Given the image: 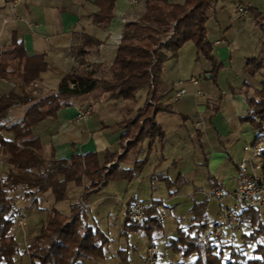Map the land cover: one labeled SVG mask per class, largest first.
<instances>
[{
	"label": "crops",
	"instance_id": "obj_1",
	"mask_svg": "<svg viewBox=\"0 0 264 264\" xmlns=\"http://www.w3.org/2000/svg\"><path fill=\"white\" fill-rule=\"evenodd\" d=\"M146 1L115 0L113 17L107 25L102 26L92 19V14L99 9L95 0H20L16 3L13 0H0V47L9 46L13 38H16L21 41L27 55H43L46 62L45 70L37 79L24 87V90L31 92L36 99L55 93L60 80L69 72L94 69L96 77L109 79L110 66L115 59L123 27L125 23L137 21L142 17L145 13ZM166 1L183 3L185 0ZM238 3L246 7L247 14L241 15L236 10ZM206 13V38L212 47L214 57L223 64L218 72L216 84L210 78L211 63L198 54L192 41L185 42L176 56L169 57L163 63L162 80L157 92L162 96L160 102L169 105L171 112L159 111L155 116L164 131L165 140L162 147L155 142L151 153L159 149L162 152L160 160H163L165 159L163 151L167 143H171L169 141L171 138L179 142L198 139L203 153L199 164L206 166L211 173V178L208 176L211 184L209 191L213 188H221L227 194L219 203L217 209L219 211L222 205L232 202L231 193L238 174L237 163L242 157L249 155V146L256 134L255 129L248 122L242 121L241 117L250 111L247 98L255 96L254 91L260 88L264 68L250 75L243 71V67L247 58L262 54L264 0H216ZM91 39L96 40L97 43L94 44ZM216 41L220 42L216 43ZM79 49L85 52L82 55L78 54ZM201 78L206 79L204 87L200 85ZM193 79H196V84H193ZM175 81H181L182 86L187 90V93L178 100L173 99ZM33 82L38 83L36 93L32 92ZM19 84L18 79L0 77V96L7 95L12 90L20 91ZM93 92L90 102L86 98L87 94L73 98L71 104L60 107L54 116L46 117L31 127L32 133L38 137L42 145L44 157L48 158L53 154L55 158H69L72 153L96 152L102 161L107 153L123 152L126 142L121 143L124 129L119 123L136 114V109L141 107L147 98V88H142L136 93V96L139 93L143 99V104L140 106L131 105L136 96L135 99L130 100L110 98L103 91L98 92L97 95ZM33 103L34 101L12 105L5 116L0 118V124L9 125L21 120ZM87 107L91 111L90 117L85 121L77 120L75 118L77 111ZM215 107L217 109H214ZM1 133L5 139L12 137V133L6 129ZM248 133L249 140L246 138ZM147 145L148 140L143 141L141 145L143 156L139 159L144 157ZM120 167L129 168L124 167L123 163ZM222 167L224 169L221 170ZM8 168L9 164L1 155L0 148V176H3ZM140 173L138 172L135 177H139ZM161 173L162 176L158 179L166 178L165 181L170 185L172 181L168 171L165 174ZM178 176L182 178L180 172ZM115 180L117 179L110 182ZM229 184H232L231 188H227ZM105 187L86 201L88 219L91 217L95 226L97 225L95 217L98 216L95 212L93 216L94 210L90 211L92 204L90 200L103 192ZM80 190L79 187L70 185L66 199L62 200L67 202V207L66 205L64 209L61 207L62 201H53V205L46 209L47 219L52 208L67 213L70 203L80 198ZM194 190L202 193L198 185L194 186ZM70 193L74 195H69ZM11 194L16 196V206L23 211L25 206L22 203L30 202L32 213L35 212L37 200L41 196V194L25 196L21 190ZM45 196L47 199L51 198L48 193ZM131 198L133 201L140 200L143 205L155 206L156 209L159 204L155 199H151V203H148L145 196L133 192L122 203L123 208ZM105 200V197L96 199L102 203ZM206 218L208 219L207 213ZM46 220H37L34 226L23 231L25 241L30 233L33 237ZM122 221L120 217L119 220L111 223L113 226L115 224L119 231L117 242L121 243L120 241L125 239L122 246L121 244L112 246L115 237H110L107 230H103L111 239L104 248L103 257L95 260L81 259L76 264H145L143 255L140 261L133 256L140 237H136L132 232H129L127 237L122 236ZM16 228L22 230L23 227ZM132 234L138 239H132ZM14 235L16 238V233ZM167 237L170 238L172 235ZM169 249L165 248L166 251H170ZM14 262L18 263L15 259ZM23 264H28V261Z\"/></svg>",
	"mask_w": 264,
	"mask_h": 264
},
{
	"label": "trees",
	"instance_id": "obj_2",
	"mask_svg": "<svg viewBox=\"0 0 264 264\" xmlns=\"http://www.w3.org/2000/svg\"><path fill=\"white\" fill-rule=\"evenodd\" d=\"M215 2L147 0L142 17L125 23L123 27L109 79L96 77L94 69L69 72L60 80L55 93L40 99L25 91L24 87L45 70L43 55H27L21 41L16 38L9 46L0 47V77L20 81V91L12 90L0 96V118L12 105L34 101L21 120L9 125L0 124L1 155L9 164L4 175L0 176V263L21 264L14 262V256L19 253V243L11 232L15 225L17 200L11 193L21 190L28 196L51 192L54 201L59 202L66 199L70 185L81 187L80 198L70 203L67 213L52 208L48 219L41 224L27 246L28 264H76L81 259L103 257L104 248L111 239L88 221L86 201L113 179L132 180L146 164L153 144L158 142L162 147L165 134L155 116L159 111L171 112V109L160 102L162 96L157 90L162 80L163 63L176 56L185 42L192 41L198 54L211 63L210 78L216 84L223 64L214 57L206 38V12ZM95 3L99 9L92 14L93 21L98 25H107L113 17L115 0H95ZM84 52L78 50V54ZM261 68H264V42L262 54L247 58L243 71L254 75ZM142 88H147L144 104L136 109L133 117L119 123L124 129L121 143L126 142L122 153H107L102 161L96 152L72 153L69 158H55L53 154L46 158L42 155V145L31 131L35 123L54 116L60 107L71 104L73 98L95 90L106 92L110 98L133 100ZM255 94L257 98H247L250 111L241 117L255 129L254 139L264 131V80ZM130 126H135L138 132L131 135ZM3 129L12 133L10 139L2 136ZM145 140H148L147 150L139 159ZM130 151L135 153L133 166L120 167ZM260 157L264 180V146ZM110 162L113 163L107 167ZM134 201L129 199L127 205ZM206 201L194 202L189 208L191 223L188 231L180 229L177 239L172 241L170 248L173 252L184 256L194 253L192 264H264V209L244 206L239 210L243 225L240 236L245 245H254L252 255L248 256L230 242L236 236L235 232L218 239H200L204 229L215 221L206 218ZM143 214L145 218L140 226L124 218L121 235L127 237L129 232L139 229L150 238L155 230L162 227L155 206L143 205ZM225 249L228 253L224 256Z\"/></svg>",
	"mask_w": 264,
	"mask_h": 264
},
{
	"label": "rangeland",
	"instance_id": "obj_3",
	"mask_svg": "<svg viewBox=\"0 0 264 264\" xmlns=\"http://www.w3.org/2000/svg\"><path fill=\"white\" fill-rule=\"evenodd\" d=\"M262 77L264 80V73L262 74ZM199 81L200 85L204 87L206 79L201 78ZM98 92L102 91L96 90L93 93L94 95H97ZM137 95L138 96H136L135 101L131 104L132 106H134L135 104L136 106H140L143 104V99H141L139 93ZM92 97L93 94L91 93L86 95V98L89 102L91 101ZM253 97L257 98L256 94ZM129 118L130 117L125 118L124 120ZM262 125L264 127V122L262 123ZM130 130L131 135H134L136 134V132H138V129H136L135 126H130ZM260 134L264 135V131L258 133L257 136ZM248 136L249 133L246 135V138L249 140ZM197 140L187 139L184 142H179L178 140L175 141L174 138H171V140L169 141L172 144L167 143L165 150L163 151L165 159L160 160L162 158V152L159 149L153 151L148 163H146V165L142 167L143 169L142 171H140L141 173L139 174V177H134L130 181L119 179L109 182L107 185H105L106 187L104 188L103 192L91 198L90 203L92 202V204L90 205V211L94 210L92 211L93 216H95V214L98 216L95 217V220L97 221L96 226L104 231L107 230V234L110 237H115V240H112L114 243L112 244V246L116 247L119 246V244H121L122 246L125 239H122L120 241L121 243L117 242V236H119L117 233H119V231L115 227V224L113 226V224L111 223L114 220H119L120 217L124 219V216L121 212L123 208L122 203L129 196H131L133 192H136V194L145 196L146 199H148V203H151V199H155V201H158L159 204L157 210L158 214L161 216L162 227L155 230L150 238L145 235V233H141L142 235L139 239L132 234L131 238L135 240L138 239L139 242L138 246L136 245L137 248L133 251V256L135 257V259L140 261L141 255H144L145 246L148 243H153L156 245L159 251V262L161 264H192L195 256L194 253L188 256H184L180 252H173L172 248H170V245L172 244V241L174 239H177L180 229L185 232L188 231V226L191 223L189 208L194 202L207 200L206 213L209 220H214L217 217V214L219 212L217 209L220 203V201L213 200L210 198V196H208L211 193V191H209V189H211V184L208 179V176L211 173L208 172L206 166L199 164V159H202L203 153L201 151L202 146ZM209 141L210 139L208 140V142ZM141 152L139 153L138 158L143 156ZM134 159L135 153L133 151H130L126 160L123 162V166H133ZM234 160L236 161V158ZM159 161L162 163L158 164ZM112 163L113 162L107 163V167H110ZM152 169H154V171H151ZM222 169L224 168L222 167L221 170ZM149 170L151 171V173H149ZM167 171L169 178L172 181L170 185L165 181L167 180L166 178H163L162 180L158 179V177L160 178L162 176L161 172L165 174V172ZM179 172L181 173L182 178H178ZM218 173L220 174V172ZM195 185L199 186V188L202 190V193H198L194 190ZM231 185L232 184L227 185V188H231ZM79 188L81 189V187ZM47 193L51 195V198L47 199V196H45L47 195ZM47 193H41V196L37 200V205L34 213H32L30 210V202L22 203L25 206L24 211L27 218L26 225L22 228V230L21 228H16L17 226L13 227V229L11 230V232H13L14 234L16 233V240L19 243V253L14 258L18 263L23 264L28 261V256L25 253H27V246L33 238L32 234L30 233L25 241L23 231L28 230L30 227L34 226L37 220H46V209L53 205L54 200L52 194L51 192ZM72 194L73 193H70L69 195ZM100 197H105L106 200L104 203L96 201V199ZM66 204V201H62V204L60 205L64 209L67 207ZM92 220L93 219L91 217L88 219V221L93 226H95L92 223ZM246 231H248V229ZM235 234L236 236L230 242L239 247L243 251V253L251 256L254 245H245L243 243V239L240 236V232H235ZM169 235H172V237H167ZM227 243L228 242H225V244ZM165 248H170L169 250L171 251V253L170 251H166ZM223 252L225 256L227 255L228 250L225 249ZM0 264H3V262H1Z\"/></svg>",
	"mask_w": 264,
	"mask_h": 264
},
{
	"label": "built area",
	"instance_id": "obj_4",
	"mask_svg": "<svg viewBox=\"0 0 264 264\" xmlns=\"http://www.w3.org/2000/svg\"><path fill=\"white\" fill-rule=\"evenodd\" d=\"M20 0H13L14 3ZM236 10L241 14H247V9L242 4H236ZM220 41H216L219 43ZM196 84V79L192 80ZM175 90L173 99L178 100L187 93L182 86L181 81H175ZM37 82L32 83V92L36 93ZM198 93H200L198 91ZM91 111L87 107L77 111L75 118L79 121H85L90 117ZM248 156L242 157L237 163L238 174L232 195V202L228 205H222L215 218V221L205 228L201 234V240L218 239L224 237L230 232H241L243 229L242 222L239 218V210L244 206L255 207L259 210L264 209V180L262 179V161L261 149L264 146V135H258L250 145ZM211 198L222 201L227 196L221 188H214L210 195ZM122 215L130 222L140 226L144 222L143 203L140 200L132 202L122 210ZM15 224L19 227L26 225V213L19 207L15 206L14 213ZM132 233L140 237L139 229H134ZM145 264H161L159 262V251L155 244H147L144 252Z\"/></svg>",
	"mask_w": 264,
	"mask_h": 264
},
{
	"label": "water",
	"instance_id": "obj_5",
	"mask_svg": "<svg viewBox=\"0 0 264 264\" xmlns=\"http://www.w3.org/2000/svg\"><path fill=\"white\" fill-rule=\"evenodd\" d=\"M207 76L209 77V74H207Z\"/></svg>",
	"mask_w": 264,
	"mask_h": 264
}]
</instances>
